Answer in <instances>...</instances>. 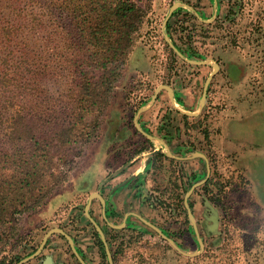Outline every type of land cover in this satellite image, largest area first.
Segmentation results:
<instances>
[{"label":"rangeland","instance_id":"rangeland-1","mask_svg":"<svg viewBox=\"0 0 264 264\" xmlns=\"http://www.w3.org/2000/svg\"><path fill=\"white\" fill-rule=\"evenodd\" d=\"M36 1L0 0V146L5 139L6 131L3 129L7 127V119L17 113H45L50 107L47 104L50 102L51 105L48 98L65 99L69 92L70 80L61 72L60 63L57 60L58 63H54L49 56L53 49H46L45 46L28 48V32L23 29V16L37 8ZM131 1L137 3L146 16L141 29L134 36V45L126 57L116 88L101 111L88 118L89 128L86 132L90 136L86 143L80 137L82 127L78 126L76 135L80 142L52 150L53 162L49 173L42 172L46 176L48 192L42 202L38 191L30 196V209L19 216L17 228L11 234L5 252L6 264H14L16 258L39 247L46 233L53 228H63L74 235L76 230H83L85 237H81L85 240L88 234H94L92 240L80 241L84 249L99 242L85 215L89 196L101 190L108 195L104 184L122 173L138 156L147 158L151 148L160 147L164 151L162 155L167 153L166 147L158 140L148 145L135 132L134 126L138 110L151 102L159 86L174 88L177 107L168 92L163 90L156 102L141 115L139 122L157 133V139L161 140L164 134L171 138L172 134V147L187 140L188 145L184 147L189 148V156L193 152H207L212 159L216 157L210 139L216 116L215 110L210 107L217 97L216 91H228L232 87L226 85L225 78L221 76L226 71L220 69L209 87L208 103L201 114L192 118L179 111L200 110L205 82L213 67L211 63L207 66L187 64L165 42L163 22L175 3H180V6L177 14L170 18L168 23L171 27L167 25V32L177 47L198 61L209 59L225 66L232 63L230 74L234 80L235 72L241 76L246 74L239 89L245 91L244 94L251 93L253 102L264 101V0ZM33 11L37 12V9ZM195 13L200 14L202 20ZM11 24L20 27V31L14 34L12 29L8 30ZM37 45L41 46L42 43ZM53 47L58 50L62 45L55 44ZM171 52L176 55L175 58ZM246 98L251 99L248 95ZM245 118V126L235 121L241 120L240 115H234L231 123L239 130L236 135L239 142L246 138L257 142L262 148L258 155L249 158L251 186L243 175L229 171L223 173L216 167L210 186L197 190L189 199L193 203L196 224L198 219L204 222L201 235L204 252L195 258L185 257L155 231L141 224L138 229L129 231L109 228L108 234L117 259L115 264H264V110L260 113L255 109V113L249 112ZM169 122L173 123L169 134L164 130L159 131ZM175 128L181 130L180 140L176 139L179 134ZM121 138H126L124 144L120 142ZM161 161L160 172L156 176H152L150 171L146 172L142 185L145 199L154 204L148 195L150 186L154 184L150 181L156 179L159 203L155 209L143 205L140 210L158 223L172 239L177 238L175 241L183 250L194 253L200 250V246L183 208L186 192H182L179 184L174 182L180 170L170 168L163 157ZM186 168L188 176L192 173L203 176L206 172L205 164L198 157L191 159ZM117 198V195L111 198L114 206ZM207 202L218 211L219 226L215 233L210 230L213 213L207 207ZM170 204L176 208H171ZM94 214L101 219L97 202ZM185 233L188 238L184 237ZM51 238L52 243L43 251V255L54 253L69 260L68 243L58 234ZM91 247L88 257L92 264H107L104 257L103 262L97 258L96 245ZM27 264H37V260Z\"/></svg>","mask_w":264,"mask_h":264},{"label":"trees","instance_id":"trees-1","mask_svg":"<svg viewBox=\"0 0 264 264\" xmlns=\"http://www.w3.org/2000/svg\"><path fill=\"white\" fill-rule=\"evenodd\" d=\"M36 4L37 8L23 16L28 48L53 49L49 56L60 63L61 72L70 80L69 92L65 99L48 98L51 105L47 104L45 113H17L7 119L0 146V264H6L11 234L19 216L30 209V196L38 191L42 202L48 192L42 172L49 173L52 150L80 142L78 126L82 141L89 140L88 118L109 101L146 16L131 0H37ZM14 25L8 30L15 34L20 27ZM55 44L62 47L57 50Z\"/></svg>","mask_w":264,"mask_h":264},{"label":"flooded vegetation","instance_id":"flooded-vegetation-1","mask_svg":"<svg viewBox=\"0 0 264 264\" xmlns=\"http://www.w3.org/2000/svg\"><path fill=\"white\" fill-rule=\"evenodd\" d=\"M139 123H140V127H141V129L143 131H145L146 133L150 134L151 136L157 138V133L152 132L150 130V128L145 125V123H143V122H139ZM172 124H173L172 122L171 123L170 122L167 123V125L164 128L161 127L159 129V131L164 130V131H166V133L169 134L170 133L169 130H171ZM134 126H135V132L137 134H139L145 140V142L148 145L153 144L152 140L148 139L146 136H144L137 129V127L135 125V121H134ZM175 130L179 134L178 138H176V139L180 140L179 137H182L181 136L182 134H180L181 130L179 128H175ZM170 135H171L170 136L171 138H169L167 134H164V136L162 137L161 140L164 141V143H166L167 145L170 146V150L172 151V155H173L174 158L168 157L166 155H162L161 153H159L157 155L152 154V153H154L156 151V149H152L151 148V150H150L151 154H152L151 155V160L147 163L148 166H147V171L146 172L150 171V174H152V176H156V174L160 172V169H161V166H162L161 158L163 157V160L166 163H168L170 168L173 167L176 170L177 169L180 170V171H177V175L178 176L175 177V181L174 182L179 184L180 190L182 192L185 191L187 193L188 190L190 189L191 183L194 182L195 179H197L198 181H201L202 179L206 178V176L208 174V165H207L206 160H204L202 158H199L205 164V167H206L205 174L203 176H199L197 173H192L190 176H188V171H187L186 165H187V163L190 160H179L180 158H185L186 156H189L187 154L189 148L188 147H184L185 145H188V141L187 140H182L181 143H179L178 145H175L174 147H172L171 145H173L172 144L173 143V138H172V134H170ZM125 141H126V138H121L120 139V142L123 143V144H124ZM140 152H142V151H140ZM202 154H204V153H202ZM191 155H192V153H191ZM204 155L207 157L208 162H209V166H210V170H211L210 177L208 178L207 182L205 184H203L202 186L198 187L194 191V193L197 190H201V189L205 190V189H207V186L208 187L210 186L211 175L213 173L214 168H216L214 159H212L208 155L207 152ZM176 158H179V159H176ZM133 161L131 162V164L132 163L133 164L132 165L130 164V166L128 168L124 169L122 173H120L117 176L113 177L112 180H110V182L104 184L103 188L108 189L109 193L107 195V194L103 193L102 190H101L99 192V194L104 198L106 204L104 205L99 199H95L93 201V203H92L91 210H90V214H91L92 218L99 224V226L102 228L103 232L105 233L107 242L109 244V247H110L112 255H113V260H114V258L116 256V254H115V252L113 250V244L111 243V238L109 237L108 230H109V228H111V229H114V228L109 225L110 223L111 224L112 223L113 224L114 223H118L119 224L118 226H121L124 223V221L126 220L127 226L124 229H122L123 231L136 230V229L139 228L138 225H140V224L146 226L149 229H151L150 227H148L140 219V216H142L144 219H146L147 221L151 222L152 224H154V225H156L158 227H161L153 219H150L149 217H146V214H145L144 211L140 210V207L143 206V205H146V206L149 205V208H151V209H155V206L158 205V203H159L158 196H159L160 192L158 191L159 187H158V185L156 183V179H152L150 181L151 183H152V181L154 183V184H152L150 186L149 195H148V199H150L151 201L154 200V204H152V203L148 202L145 199L146 195L143 193L144 191H143L142 185L144 184V179L143 178L141 179L139 177L134 176V170L133 169L137 165L138 161H135V162H133ZM174 187H175V191H177L178 190L177 189V185H175ZM141 192H142V194H141ZM114 195H117V197H118L117 201L115 202V204H116L115 206L113 205V203L111 201V198ZM175 200H176V198H175ZM96 202H97V206L101 210V219H98L96 217V215L94 214V209H95ZM137 204H138V206H137ZM213 205H214V207L219 209L218 205H216L215 203H213ZM190 206H191V208H193V203H190ZM170 207L174 208L175 205L174 204H170ZM183 208H185V210H186L185 199H184ZM186 213H187V218H189L187 210H186ZM171 216H172V214H171ZM89 224H90L91 228L93 227L94 233L98 237L99 242L97 241L96 244L92 243L93 245L90 244L88 247L86 246L85 249L80 244V241L92 240L93 236L95 238L94 234H92V235L88 234V239L85 240L86 238L81 237L83 235L85 237V231H83V230H80V231L76 230V233L74 235L71 232H67L63 228H60V229H63L68 235H70L74 239L75 244H76L77 253L79 254L80 258L86 264H92V262L90 261V259L88 257V252L91 251V249H92L91 246H95V245L98 248L97 258H99L100 261L103 262V257H104L106 259V261H107V264H109L108 256H107L106 251H105V246H104V244H103V242H102V240L100 238V235H99L98 231L96 230V228L94 227V225L92 224V222L90 220H89ZM197 227H198V230H199V233H200V236H201L203 234V232H204V230H203L204 229V222L198 219ZM113 231H115V230H113ZM118 231H120V230H117V232ZM188 233L189 232H187V234ZM53 236H56V235H53ZM59 236H60L61 239L65 240L68 243V241L66 240V238L64 236H62V235H59ZM184 237L188 238L186 233H185ZM52 239H50L48 241V243L46 244V246H45L43 251H45V249L47 247H50V245L52 243ZM175 240H178V239L175 238ZM101 243H102V246H101ZM68 245H69V249H70L69 260L68 259H64L63 257L59 256V254L56 255L54 253H51L49 255H47V254L43 255V252L40 254V256H38L34 260H37V264H44V261L46 260V258L48 256H52L53 264H82V262L80 261L78 256L72 250V248H71L69 243H68ZM37 249H38V247L36 249H32L31 252H29V253L25 254L24 256H22L21 260L26 258V257H28V256H30V255H32L34 252H36ZM21 260H19V261H21ZM19 261L16 258L13 262H14V264H17ZM114 263H115V260H114Z\"/></svg>","mask_w":264,"mask_h":264},{"label":"water","instance_id":"water-1","mask_svg":"<svg viewBox=\"0 0 264 264\" xmlns=\"http://www.w3.org/2000/svg\"><path fill=\"white\" fill-rule=\"evenodd\" d=\"M180 6V3H175L166 19L164 20L163 22V36H164V40L165 42L167 43V45L169 46V48L180 58L182 59L184 62H186L187 64L189 65H192V66H207L209 65L210 63L212 64V67H213V72L211 73V75L208 77V79L206 80L205 82V86H204V91H203V95H202V98H201V101H200V110L198 112H185V111H182L179 109V111L183 114V115H186V116H189V117H192V118H197L200 114H201V111L202 109L204 108L206 102H207V95H208V91H209V87L214 79V77L217 75V73L220 71V64L216 61H212V60H209V59H205L203 61H198L194 58H191V57H186L181 51L180 49L174 44V42L172 41L170 35L168 34L167 32V25H168V22L170 20V18L172 17V15L177 11V9L179 8ZM196 16L202 20V17L200 14L198 13H195ZM167 91L168 94H169V97L172 101V103L175 105V107H177V103L175 102V99H176V92L174 90V88H172L171 86L169 85H161L157 88V90L155 91V94L153 95L152 99H151V102L150 103H147L144 107L140 108L135 116V125L137 127V129L144 135L146 136L148 139L152 140V141H155V140H158L159 142L162 143V145H164L167 149V153L166 155L171 157V158H174L172 153L170 152L169 150V147L166 143H164V141L160 140V139H157L153 136H151L150 134L146 133L145 131H143L140 127V123H139V119H140V116L146 112L149 107L154 104L158 98V95L160 94L161 91ZM164 151L162 149H156V151L153 153L155 155L159 154V153H163ZM202 158L204 160H206L207 162V165H208V174L206 176L205 179H202L201 181H198L196 183L193 184V186L188 190V192L186 193V196H185V206H186V210L188 212V217L191 221V224L193 226V229H194V232H195V236H196V239L199 243V246H200V250L199 251H196L194 253H188L186 252L185 250H183L179 244L174 240L172 239L169 235H167L160 227L152 224L151 222L147 221L146 219H144L142 216H140V219L148 226L150 227L153 231H155L164 241H166L167 243H169L178 253H180L181 255L185 256V257H188V258H195V257H198L200 256L204 250H205V244H204V241L203 239L201 238L200 234H199V231H198V227H197V224H196V221H195V217H194V214H193V211H192V208L190 206V202H189V199L190 197L193 195L194 191L202 186L203 184H205L208 180V178L210 177V166H209V162H208V159L207 157L200 153V152H194L192 153L191 156H186L185 158H176V159H179V160H191L193 158ZM95 199H99L104 205L106 204L104 198L98 193V192H94L90 195V197L88 198V202L86 204V207H85V215L86 217L92 222V224L94 225V227L96 228V230L98 231L99 235H100V238L105 246V251H106V254L108 256V260H109V264H115L114 263V260H113V255H112V252H111V249L109 247V244L107 242V239H106V236H105V233L103 232L102 228L99 226V224L92 218L91 214H90V210H91V206H92V203ZM207 207L212 211L213 215H212V222H213V225L212 227H210V230L213 231V233L216 232L218 226H219V215H218V211L213 209V207L210 205L209 202H207ZM111 227L115 228V229H124L127 224H126V220L124 221V223L121 225V226H114L112 225L111 223L109 224ZM62 235L66 238V240L68 241V243L70 244L72 250L74 251V253L78 256V258L80 259V261L82 262V264H86L79 256V254L77 253V249H76V244H75V241L74 239L68 235L63 229H60V228H53L51 229L50 231H48L46 233V235L44 236L40 246L38 247V249L36 250V252H34L32 255L22 259L21 261H19L17 264H27L28 262L34 260L35 258H37L38 256H40V254L43 252L46 244L48 243L49 239L53 236V235ZM44 264H53V259H52V256H48L46 258V260L44 261Z\"/></svg>","mask_w":264,"mask_h":264},{"label":"crops","instance_id":"crops-1","mask_svg":"<svg viewBox=\"0 0 264 264\" xmlns=\"http://www.w3.org/2000/svg\"><path fill=\"white\" fill-rule=\"evenodd\" d=\"M230 64L227 63L225 66L221 63L220 69L226 71V73L221 76L225 78L226 85H229L232 88L228 89V91H216L215 94L217 97H215V102L210 107L211 110H215L214 115L216 116L215 132L211 137V148L214 152V157L216 155V167L222 170L223 173L229 171V173L243 175L247 178L249 186H251L249 175H251L252 167L250 166L251 162L249 161V158L252 159L254 156L258 155L262 148L257 142H253L252 140H250V142L246 138L241 139L239 142V139L236 137V135L239 134V130L233 127L231 120L234 115L237 117L240 115L241 120L235 121L238 123L240 122L245 126L244 119L246 120V115H248L249 112L255 113V109L261 113L264 110V101L253 102V97L250 95L251 93L244 94L245 91L239 89L242 86L246 74L241 76L237 75L235 72L234 80L230 74L232 63ZM246 95L251 99H247ZM216 102H218L217 105L215 104ZM222 102H225L226 104L222 105ZM256 105L258 106L257 108H255ZM217 106H220L221 108ZM159 148L160 147H157L156 149ZM150 158L151 154H149L147 158L141 159V157L138 156L134 159L133 162L139 159L137 165L133 169L134 176L141 179L144 177V174L147 171V163L150 161Z\"/></svg>","mask_w":264,"mask_h":264}]
</instances>
